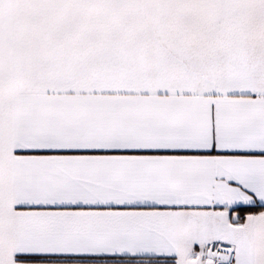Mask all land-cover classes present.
<instances>
[{
	"label": "snow or ice",
	"instance_id": "6c2138e0",
	"mask_svg": "<svg viewBox=\"0 0 264 264\" xmlns=\"http://www.w3.org/2000/svg\"><path fill=\"white\" fill-rule=\"evenodd\" d=\"M0 264H264V0H0Z\"/></svg>",
	"mask_w": 264,
	"mask_h": 264
}]
</instances>
